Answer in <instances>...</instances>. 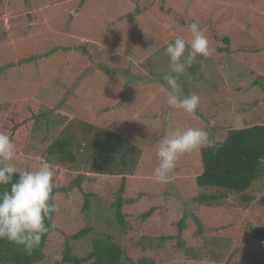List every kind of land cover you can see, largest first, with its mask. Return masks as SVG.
<instances>
[{
    "label": "rangeland",
    "instance_id": "374dc122",
    "mask_svg": "<svg viewBox=\"0 0 264 264\" xmlns=\"http://www.w3.org/2000/svg\"><path fill=\"white\" fill-rule=\"evenodd\" d=\"M188 22L210 46L167 43L173 34L164 31ZM10 109L22 118L50 112L20 150L0 153L3 168L57 191L39 264L59 263L66 249L84 257L96 238H111L133 261L264 264V176L243 194L250 202L231 193L211 206L193 201L211 193L194 180L210 136L264 124V0H2L0 123ZM65 116L79 124L78 150L82 124L136 145L133 172L46 161ZM192 249L195 261L185 254Z\"/></svg>",
    "mask_w": 264,
    "mask_h": 264
},
{
    "label": "trees",
    "instance_id": "16d2710c",
    "mask_svg": "<svg viewBox=\"0 0 264 264\" xmlns=\"http://www.w3.org/2000/svg\"><path fill=\"white\" fill-rule=\"evenodd\" d=\"M172 15V19L179 18L176 14ZM197 26L203 29L202 26ZM197 26L188 22L177 25L175 32L164 31L169 37L173 34L172 39H167V43L186 39V46H210L208 38ZM228 43L227 38L222 40L223 45ZM217 50L224 51L223 48ZM193 67L189 66L192 72L195 69ZM189 87L181 86L180 89L187 94L190 92ZM15 111H7L0 123V153L20 150L50 114L36 110L22 118ZM62 119V124L65 125L60 133L45 145L46 161L79 166L89 173L100 175L125 176L133 172L140 154L136 145L122 140L118 135L104 134L92 125L82 124L83 136L79 142L82 148L78 150L75 142L78 141L79 124L66 116ZM199 158L201 172L194 179L195 185L199 189L211 190V193L195 197L194 202L211 206L230 193L242 196L244 202H250L251 198L243 194L264 176V124L228 129L222 140L212 145H202ZM2 159L0 157L1 161ZM56 192L54 188H44L35 180L27 179L23 174L6 170L0 165V264H39L44 259V249L55 213ZM90 196L92 195L84 194L83 211L89 209ZM121 204L122 199L119 197L114 206V217L119 225L124 224ZM147 215L149 214H145ZM184 221L185 218H182L177 224L178 239L184 229ZM197 223L199 225L198 221ZM88 233V228L82 229L72 234L70 239L78 240ZM263 233L261 231L259 237ZM91 246V251L84 257L70 256L69 249H66L64 257L57 264H155L153 259L147 257L133 261L111 238L93 239ZM179 246L182 247L181 242ZM185 254L189 259L197 260L193 249L187 250Z\"/></svg>",
    "mask_w": 264,
    "mask_h": 264
},
{
    "label": "water",
    "instance_id": "95a60500",
    "mask_svg": "<svg viewBox=\"0 0 264 264\" xmlns=\"http://www.w3.org/2000/svg\"><path fill=\"white\" fill-rule=\"evenodd\" d=\"M2 0H0V2H1ZM209 140H210V145H212L213 143H212V136H210V138H209Z\"/></svg>",
    "mask_w": 264,
    "mask_h": 264
}]
</instances>
